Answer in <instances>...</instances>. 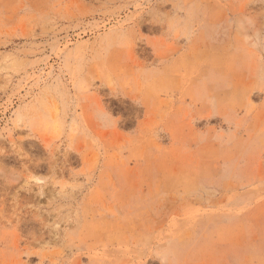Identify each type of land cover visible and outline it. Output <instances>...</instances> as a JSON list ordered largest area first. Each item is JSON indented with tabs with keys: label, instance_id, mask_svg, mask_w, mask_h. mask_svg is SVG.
<instances>
[{
	"label": "rangeland",
	"instance_id": "rangeland-1",
	"mask_svg": "<svg viewBox=\"0 0 264 264\" xmlns=\"http://www.w3.org/2000/svg\"><path fill=\"white\" fill-rule=\"evenodd\" d=\"M0 264H264V0H0Z\"/></svg>",
	"mask_w": 264,
	"mask_h": 264
},
{
	"label": "bare ground",
	"instance_id": "bare-ground-1",
	"mask_svg": "<svg viewBox=\"0 0 264 264\" xmlns=\"http://www.w3.org/2000/svg\"><path fill=\"white\" fill-rule=\"evenodd\" d=\"M221 4V3H220ZM225 14V13H224ZM222 15H223V13H222ZM226 15V14H225ZM224 15V16H225ZM217 17V16H216ZM220 17H221V15H220ZM211 18H213V17H211ZM226 18V17H225ZM213 22V21H212ZM212 38V37H211ZM213 39V38H212ZM205 43V42H204ZM172 45V44H171ZM175 46V45H174ZM208 46V45H207ZM223 46H225V45H223ZM208 48V47H207ZM159 56V55H158ZM191 56V55H190ZM205 56V55H204ZM239 57V56H238ZM190 69H191V66H190ZM223 71V70H222ZM155 74V73H154ZM162 78V77H161ZM253 78V77H252ZM185 80V79H184ZM185 83V82H184ZM255 91V90H254ZM260 91V90H259ZM209 95V94H208ZM250 97V96H249ZM220 98V97H219ZM226 98V97H225ZM173 103V102H172ZM213 105V104H212ZM223 106V105H222ZM229 109V108H228ZM247 112V111H246ZM198 114V113H197ZM193 116V115H192ZM198 116V115H197ZM259 124V123H258ZM143 129V128H142ZM261 130V129H260ZM259 133V132H258ZM220 149V148H219ZM191 158V157H190ZM210 159V158H209ZM196 161V160H195ZM212 161V160H211ZM206 162V161H205ZM194 164V163H193ZM185 168V167H184ZM188 168V167H187ZM190 168V167H189ZM220 168V167H219ZM191 169V168H190ZM194 169H195V167H194ZM188 172V171H187ZM189 173V172H188ZM203 174V173H202ZM195 176V175H194ZM199 177V176H198ZM182 178H184V177H182ZM191 179V178H190ZM188 183H190V182H188ZM187 184V183H186ZM47 196V195H46ZM97 199V198H96ZM30 200V199H29ZM27 201V200H26ZM29 202V201H28ZM19 203V202H18ZM20 205V204H19ZM8 208V207H7ZM16 208V207H15ZM86 208V207H85ZM218 212V211H217ZM16 213V212H15ZM9 214V213H8ZM213 214H215V213H213ZM211 215V214H210ZM191 216V215H190ZM219 216V215H218ZM125 218V217H124ZM207 220V219H206ZM212 221V220H211ZM123 223V222H122ZM118 226V225H117ZM118 228V227H117ZM15 234V233H14ZM55 238V237H54ZM44 243V242H43ZM7 244H8V242H7ZM43 246V245H42ZM98 252V251H97ZM102 252V251H101ZM100 254V253H99ZM154 256V255H153ZM4 260V259H3Z\"/></svg>",
	"mask_w": 264,
	"mask_h": 264
}]
</instances>
